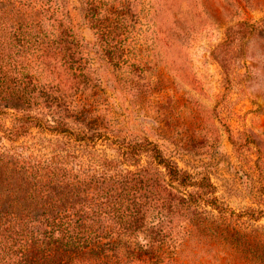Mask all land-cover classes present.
Masks as SVG:
<instances>
[{
    "label": "trees",
    "instance_id": "obj_1",
    "mask_svg": "<svg viewBox=\"0 0 264 264\" xmlns=\"http://www.w3.org/2000/svg\"><path fill=\"white\" fill-rule=\"evenodd\" d=\"M48 2L0 0V264H187L186 248L208 237L247 264H264V236L240 232L206 210L222 212L209 179L196 180L150 142L134 150L118 140L122 161L100 157L96 140L103 132L89 136L84 128L42 119L40 100L48 74L53 83L60 71V56L74 59V68L66 67L74 79L89 73L78 53L84 41L76 10ZM82 3L83 19L121 70L137 20L130 0ZM76 105L74 119L84 116ZM47 132L67 139L74 154L43 150L37 136ZM82 145L89 159L75 151ZM133 163L140 167H124Z\"/></svg>",
    "mask_w": 264,
    "mask_h": 264
},
{
    "label": "rangeland",
    "instance_id": "obj_2",
    "mask_svg": "<svg viewBox=\"0 0 264 264\" xmlns=\"http://www.w3.org/2000/svg\"><path fill=\"white\" fill-rule=\"evenodd\" d=\"M43 1L76 10L84 41L78 53L89 73L74 79V59L60 56V71L53 83L48 74L40 100L42 119L84 128L89 136L103 132L97 155L118 161L114 142L125 140L134 150L150 142L196 180L213 183L223 213L206 209L211 216L264 236V0H130L137 20L121 70L83 19L82 0ZM74 102L84 113L77 119ZM55 135L38 134L43 150L73 155L74 145ZM76 149L89 159L86 146ZM139 159L146 166L148 156ZM185 258L187 264H247L211 237L192 242Z\"/></svg>",
    "mask_w": 264,
    "mask_h": 264
}]
</instances>
